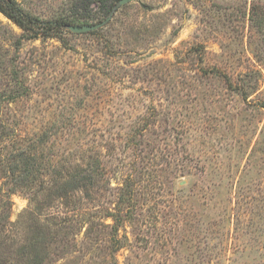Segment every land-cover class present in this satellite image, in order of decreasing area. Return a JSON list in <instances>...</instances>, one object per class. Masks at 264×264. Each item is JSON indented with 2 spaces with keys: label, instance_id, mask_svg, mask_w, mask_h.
<instances>
[{
  "label": "rangeland",
  "instance_id": "374dc122",
  "mask_svg": "<svg viewBox=\"0 0 264 264\" xmlns=\"http://www.w3.org/2000/svg\"><path fill=\"white\" fill-rule=\"evenodd\" d=\"M14 1L0 264H264V0Z\"/></svg>",
  "mask_w": 264,
  "mask_h": 264
},
{
  "label": "trees",
  "instance_id": "16d2710c",
  "mask_svg": "<svg viewBox=\"0 0 264 264\" xmlns=\"http://www.w3.org/2000/svg\"><path fill=\"white\" fill-rule=\"evenodd\" d=\"M115 1L117 2L118 0H77L74 7H79V8L82 7L84 9H87L89 8V6L93 4H97L101 13L105 14L108 13L113 8V3ZM0 13H2L9 20L13 21L20 28L31 32L35 36L36 35L48 36L51 30H59L63 28V26L65 25V23L63 22H58V23L42 22L37 18L29 16L17 5V3L14 0H0ZM82 19L84 20L88 19V16L83 17ZM21 158L22 157H20L19 159ZM19 161L20 160L16 161V165ZM12 169L15 168L12 167ZM25 181H27V179ZM83 182H85V180L82 178L73 180L68 190L64 188L62 185H60L63 191L59 193V197L65 198L69 192L73 193L80 188L82 189L86 188L87 187L86 184L83 186L81 185ZM49 191H50L49 195H51L52 198L55 195L54 190H49Z\"/></svg>",
  "mask_w": 264,
  "mask_h": 264
},
{
  "label": "water",
  "instance_id": "95a60500",
  "mask_svg": "<svg viewBox=\"0 0 264 264\" xmlns=\"http://www.w3.org/2000/svg\"><path fill=\"white\" fill-rule=\"evenodd\" d=\"M135 0H118L117 4L113 6L109 16L97 23V24H92V25H69L67 26V29L72 32V33H85V32H91V31H94V30H97L99 28H101L102 26H104L110 19L112 13L120 6H123L129 2H133Z\"/></svg>",
  "mask_w": 264,
  "mask_h": 264
}]
</instances>
